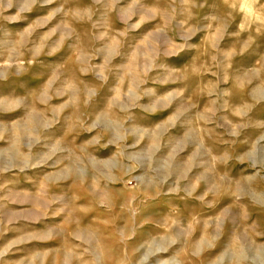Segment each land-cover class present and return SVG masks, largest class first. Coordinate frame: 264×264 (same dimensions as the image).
Returning a JSON list of instances; mask_svg holds the SVG:
<instances>
[{
    "label": "rangeland",
    "instance_id": "rangeland-1",
    "mask_svg": "<svg viewBox=\"0 0 264 264\" xmlns=\"http://www.w3.org/2000/svg\"><path fill=\"white\" fill-rule=\"evenodd\" d=\"M0 264H264V0H0Z\"/></svg>",
    "mask_w": 264,
    "mask_h": 264
}]
</instances>
